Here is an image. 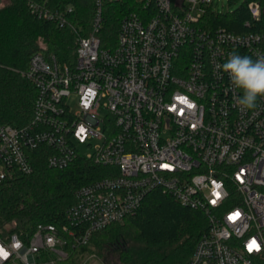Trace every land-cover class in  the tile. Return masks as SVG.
<instances>
[{"label": "built area", "instance_id": "built-area-1", "mask_svg": "<svg viewBox=\"0 0 264 264\" xmlns=\"http://www.w3.org/2000/svg\"><path fill=\"white\" fill-rule=\"evenodd\" d=\"M214 2L92 0L86 34L71 22L73 6L28 2L36 17L77 34L76 56L31 55L22 73L37 89L33 116L0 125V183L33 173L40 148L50 167L86 157L108 174L77 189L61 225L39 223L26 238L15 225L0 227V264H58L155 189L208 220L184 264H264V98L240 110L242 92L217 67L231 53L264 54V35L211 27L205 15ZM108 4L126 9L114 37ZM253 14L260 17L259 3ZM103 98L108 114L100 117Z\"/></svg>", "mask_w": 264, "mask_h": 264}, {"label": "trees", "instance_id": "trees-1", "mask_svg": "<svg viewBox=\"0 0 264 264\" xmlns=\"http://www.w3.org/2000/svg\"><path fill=\"white\" fill-rule=\"evenodd\" d=\"M29 1L2 0L0 4V125L23 126L32 119L37 89L22 72L28 68L33 53H54L60 61L68 63L76 56L77 34L71 28H59L54 22L33 15ZM33 1L57 10L73 6L71 22L80 33L88 32L93 15L92 0ZM237 1L240 0H230L231 3ZM253 3L261 6L259 18L254 17ZM125 12L120 4H108L106 15L111 36H116ZM205 23L239 34L259 32L264 35V0H243L240 6L226 12L211 7L205 15ZM40 40L47 45H41ZM31 157L33 173L18 174L0 183V227L15 225L13 231L24 238L30 236L39 223L63 224L66 210L76 201L77 189L108 174V167L86 157H79L64 168L48 165L45 148L34 150ZM128 227L135 231L140 247L127 246ZM207 228L208 220L202 212L155 189L145 196L134 214L95 232L89 244L72 250L69 258L58 264H76L82 252L88 251L92 244L95 248L103 245V236L109 246L120 252V260L114 264H130L133 260V264H184Z\"/></svg>", "mask_w": 264, "mask_h": 264}, {"label": "clouds", "instance_id": "clouds-1", "mask_svg": "<svg viewBox=\"0 0 264 264\" xmlns=\"http://www.w3.org/2000/svg\"><path fill=\"white\" fill-rule=\"evenodd\" d=\"M227 73L233 89H238L236 103L240 110H254L258 98H264V54H258L256 59L237 53L229 54L225 63L217 66Z\"/></svg>", "mask_w": 264, "mask_h": 264}, {"label": "rangeland", "instance_id": "rangeland-1", "mask_svg": "<svg viewBox=\"0 0 264 264\" xmlns=\"http://www.w3.org/2000/svg\"><path fill=\"white\" fill-rule=\"evenodd\" d=\"M8 1L9 0H4V2H8ZM242 1L243 0L237 1L236 3H231L230 0H215L214 6L217 11L226 12L228 10H233L236 7L240 6ZM40 43L41 45H45V46L47 45L43 43L42 40H40ZM69 100H70L72 108L76 109L78 106L77 98L75 96H72ZM106 101H107L106 98L102 99L103 104L99 109L100 117H105L108 114V110L104 105ZM100 142L101 140H94V144H97ZM81 148L84 152L88 150H93L91 147H88V145H83L81 146ZM126 231L129 233L128 235L129 240L127 242V246L129 248H134L135 246L136 248L140 247L141 245L137 241L135 231L130 227H128ZM101 239L102 241H105L103 245L101 247L95 248L93 247V244H92L91 247L93 248L91 249L90 247L88 251L82 252L76 264H114V263L119 262L120 252L108 245L106 237L103 236ZM163 249L165 251L168 250L167 247ZM133 263H135L134 260H133ZM133 263L132 261L130 262V264H133Z\"/></svg>", "mask_w": 264, "mask_h": 264}, {"label": "snow or ice", "instance_id": "snow-or-ice-1", "mask_svg": "<svg viewBox=\"0 0 264 264\" xmlns=\"http://www.w3.org/2000/svg\"><path fill=\"white\" fill-rule=\"evenodd\" d=\"M237 215H239V214L237 213ZM253 247L258 248V245H256L255 241H253L249 244V250L251 251L253 249ZM6 255H7V253L3 249H0V256H6Z\"/></svg>", "mask_w": 264, "mask_h": 264}, {"label": "water", "instance_id": "water-1", "mask_svg": "<svg viewBox=\"0 0 264 264\" xmlns=\"http://www.w3.org/2000/svg\"><path fill=\"white\" fill-rule=\"evenodd\" d=\"M256 8H257V3H253V4L251 5V9H252V11H255Z\"/></svg>", "mask_w": 264, "mask_h": 264}]
</instances>
